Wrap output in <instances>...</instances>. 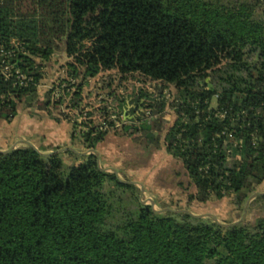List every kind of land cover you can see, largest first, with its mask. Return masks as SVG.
<instances>
[{"label":"trees","instance_id":"obj_1","mask_svg":"<svg viewBox=\"0 0 264 264\" xmlns=\"http://www.w3.org/2000/svg\"><path fill=\"white\" fill-rule=\"evenodd\" d=\"M61 49L81 79L63 113L83 118L74 139L80 130L96 149L121 127L183 164L190 202L230 196L245 212L264 186V0H0V67L14 66L12 78L0 74V121L22 106L61 109L55 89L40 96ZM106 72L155 90L85 110L83 87ZM63 152H0V264H264V195L225 227L160 211L189 208H157L97 155L66 167Z\"/></svg>","mask_w":264,"mask_h":264},{"label":"rangeland","instance_id":"obj_2","mask_svg":"<svg viewBox=\"0 0 264 264\" xmlns=\"http://www.w3.org/2000/svg\"><path fill=\"white\" fill-rule=\"evenodd\" d=\"M68 61L69 57L66 51L61 49L47 62L46 77L40 84V96L42 98H45L47 91L57 88L59 84L65 83L63 81L70 78L67 68ZM13 67L9 66V69H5L1 74L12 78L14 76ZM119 77L116 72H106L89 79L83 87L84 99L82 104L86 107L85 110L97 109L106 105L114 106L118 110L116 97L119 101L120 98H125L130 101L128 102L130 104L136 101L130 96L138 89L145 87L148 90H155L156 84L154 83L133 80L122 81ZM80 81L81 79L78 78V84ZM170 95L171 93H167V96ZM71 98L72 95L64 96L60 110L52 109L50 112L36 109V107L28 109L22 106L21 113L13 121L1 120L0 150H9L21 140L33 143L39 150H44L46 153L47 150L55 151L54 148L56 147V150L72 147L75 151H65L62 154L66 167L69 165L67 162L71 160L79 161L90 154L97 155L96 152L81 143L80 130L78 137L73 138L74 123L76 121L81 122L83 118L77 112H72L71 120L64 117L65 107L67 108ZM216 101L217 99L214 100V105ZM134 105L131 109L135 107ZM131 109L127 113L131 112ZM166 115L171 118L172 113L169 114L168 112ZM123 118L124 120L127 119L126 117ZM96 122L100 125L103 123L101 118H97ZM80 127L83 129L82 125ZM26 145L27 143H20L18 147ZM96 150L100 153V165L102 167L109 168L110 171L117 169L122 179L137 182L136 184L144 190L143 196L145 198L158 199L161 205H172L174 208H189L195 214L212 213L223 222L238 221L244 215V211L237 207L230 196L223 199L213 198L207 203L190 202V195L194 191L183 164L165 148L157 149L149 145L144 138L131 137L125 134L121 127L113 129ZM83 152L87 154L82 156L80 153ZM258 191L264 192V186L260 187ZM160 204H157L156 207L159 208Z\"/></svg>","mask_w":264,"mask_h":264},{"label":"water","instance_id":"obj_3","mask_svg":"<svg viewBox=\"0 0 264 264\" xmlns=\"http://www.w3.org/2000/svg\"><path fill=\"white\" fill-rule=\"evenodd\" d=\"M20 143H27L28 145H30V146L33 147L34 149L39 150V149H38L33 143H31V142H29V141H27V140H21V141H18V142H17L14 146H12V148H10L9 150H5V151H1V150H0V152H2V153H9V152L13 151L14 149H16ZM66 150L75 151V149H73L72 147H63V148H60V149L55 150V151H53V152H50V153H43V154H44V155H54V154H59L60 152H63V151H66ZM92 150H93L94 152H96V154H97V158H98V161H99V164H100V153H99V151L96 150V149H92ZM80 154H81V155H85V154H87V153H86V152H83V153H80ZM100 167H101V169H103V170H109V168H103L101 165H100ZM114 172H116V174L118 175V177L121 179V177H120L119 174H118V170H117V169H114ZM122 180H123V179H122ZM124 181H126V180H124ZM126 182H129V183H137V182H135V181H126ZM143 191H144V190H142V199H143V200H147V201H149L153 206H155V205H156V201H155V199H153V198H145V197L143 196V194H144ZM261 195H264V193H263V192H256V193H254V194L249 198V200H248V202H247V204H246L245 212H244V215H243L242 219H241V220H238V221H235V222H233V223H231V224H225V223H222V222L219 220V218H218L216 215L212 214V213L195 214V213H193V212H192L191 210H189V209L175 210V209H171V208H164V209H162V210H160V211H179V212H187V213H190V214L195 215V216H198V217H211V218H213L215 221L220 222L223 226H225V227H231V226H235V225L239 224L241 221H243V220H245V219L247 218V215H248V212H249V208H250V204H251V202H252L255 198H257V197H259V196H261Z\"/></svg>","mask_w":264,"mask_h":264},{"label":"built area","instance_id":"obj_4","mask_svg":"<svg viewBox=\"0 0 264 264\" xmlns=\"http://www.w3.org/2000/svg\"><path fill=\"white\" fill-rule=\"evenodd\" d=\"M13 66V65H12ZM5 69H9V66L6 67H0V74L5 71ZM20 76V78H24L25 80H32V79H28L26 78V75L21 73L20 71L17 72ZM5 75V74H4ZM7 76V75H5ZM9 77H7L8 79ZM65 83H61L57 86V88H55L54 91V96L55 98H64L65 95H72L73 96V92L76 91L77 89V85H78V80L76 78H70L69 80L67 79L66 81H63ZM222 178H224L222 176Z\"/></svg>","mask_w":264,"mask_h":264},{"label":"flooded vegetation","instance_id":"obj_5","mask_svg":"<svg viewBox=\"0 0 264 264\" xmlns=\"http://www.w3.org/2000/svg\"><path fill=\"white\" fill-rule=\"evenodd\" d=\"M142 110H143V108L141 107V108H139L138 112L140 113ZM139 113H138V114H139Z\"/></svg>","mask_w":264,"mask_h":264}]
</instances>
